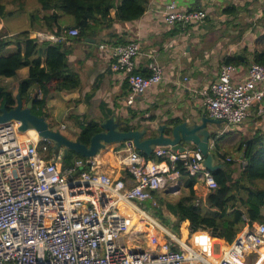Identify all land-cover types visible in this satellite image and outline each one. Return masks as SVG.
Listing matches in <instances>:
<instances>
[{"label":"built area","instance_id":"obj_1","mask_svg":"<svg viewBox=\"0 0 264 264\" xmlns=\"http://www.w3.org/2000/svg\"><path fill=\"white\" fill-rule=\"evenodd\" d=\"M166 22L200 23L203 9L181 10L175 0L164 10ZM78 28L61 35L38 33L39 40L62 41L77 36ZM42 38V39H40ZM113 68L131 74L132 104L135 97L163 79L164 68L155 58L151 74L138 72L137 42L119 43L110 49ZM238 65L223 64L217 77L203 88V106L212 118L226 125L222 133L244 124L253 114L264 116V65L253 58L242 72ZM41 99L42 90L35 95ZM20 123H0V264H196L200 254L175 236L156 248L140 251L121 239L134 224L132 215L154 220L145 202H156L154 192L162 189L168 177L177 178L182 169L200 176L208 189L217 187L213 172L207 169L197 149L183 152L157 147L153 154L161 162L139 152L133 141L116 150L119 166L133 183L101 170L94 156L76 159L60 167L47 162L39 152L42 141L32 131L21 133ZM65 127V126H63ZM51 144L50 141H46ZM214 147L210 143V148ZM231 160L230 156L226 158ZM245 165L243 158H239ZM182 163V167L179 166ZM126 204L132 214L121 212ZM227 242V241H226ZM264 264V222L247 223L233 242L225 244L214 264ZM212 264V263H209Z\"/></svg>","mask_w":264,"mask_h":264},{"label":"crops","instance_id":"obj_2","mask_svg":"<svg viewBox=\"0 0 264 264\" xmlns=\"http://www.w3.org/2000/svg\"><path fill=\"white\" fill-rule=\"evenodd\" d=\"M171 1L173 0H150L147 10L139 19L117 22L113 28L105 29L98 36H89L96 38L94 43L85 40L66 42L71 47L69 65L79 74L81 84L76 89L56 91L47 96L44 112L51 128L59 129L68 138L76 140L80 131L79 123L86 124L89 120L100 123L113 113L122 121L129 122L128 125L137 128L144 127V122L139 121L142 118L148 119L153 128L189 117L199 119L201 114H208L203 106V88L217 77L225 59L238 55L243 60H251L254 59L255 50L264 49L261 46V41L264 40V0H175L181 10L203 9L207 16L200 23L176 22L170 25L166 22L164 10ZM232 6L237 7L236 14L224 11ZM252 9L257 11H251ZM256 15L261 20L258 26L254 22ZM64 18L67 22L70 21V18L63 17V20ZM243 19L249 26L253 21L258 28L252 30L250 27V30L261 35L258 38V33L254 35L248 31L251 36L247 38L251 40L252 46L239 43V35L235 34L237 28L234 25H238ZM215 21H219L221 26L216 27ZM42 24V21L34 23L33 27L30 24L31 37H35L37 31L45 30ZM0 28L10 35L19 33L11 31L5 25H0ZM131 42L139 44L137 64L140 72L151 74L148 66L153 58L164 68L162 81L135 97L132 104L128 102L131 97V74L115 71L110 52L115 44ZM239 44L243 47L242 50L238 49ZM18 48V44L8 45L0 51V55L15 53ZM238 66L242 68L241 73L245 72L246 63ZM28 74L29 68L23 67L13 77L0 78V86L12 90L17 96L19 83ZM38 90L35 88L31 92V98ZM24 104L31 106L25 102ZM131 110L137 115L133 116ZM254 120H261V127L264 128V116L253 112L244 124L231 131L238 133L237 139H241L248 130L254 128ZM192 148L194 147L188 149ZM116 150L117 146H110L95 157L100 162L101 170L116 177L122 175L130 185L133 180L119 166ZM191 183L192 186L189 187ZM191 188L202 200L206 199L210 191L200 176L182 172L177 178L168 177L165 186L157 191L156 198H159L156 202L144 203L156 219L141 220L137 215H132L134 224L121 241L136 250L145 251L154 249L164 240L175 236L180 242L184 241L182 244L200 254L199 260L202 261L196 264L216 263L227 244L226 240L213 237L202 230L191 234L187 220L180 224V232L176 233L177 218L163 201H178L182 196L188 195ZM120 210L124 214H132L131 208L126 204L121 205ZM205 235L209 240L203 243L200 238ZM254 261L251 256L245 259L246 264H253Z\"/></svg>","mask_w":264,"mask_h":264},{"label":"trees","instance_id":"obj_3","mask_svg":"<svg viewBox=\"0 0 264 264\" xmlns=\"http://www.w3.org/2000/svg\"><path fill=\"white\" fill-rule=\"evenodd\" d=\"M150 0H37L39 7L30 13L31 26L42 21L44 32L47 34L61 35L64 30L78 28L77 36H69L62 41L39 40L31 37V28L21 31L16 35H10L0 31V51L11 44H18L15 53L0 55V78L13 77L19 69L29 68V74L20 81L18 93L21 99L31 105L32 111L45 116L47 96L56 91L72 90L80 86V76L73 71L69 65L68 56L71 47L67 41H83L88 36H98L105 29L113 28L117 22H131L139 19L147 10ZM17 4L18 7L9 9L8 5ZM26 0H0V18H6L19 10H23ZM227 13L236 14L237 7H227ZM63 17L70 18L67 22ZM113 43V42H112ZM23 45V49H22ZM254 59L264 65V49L255 50ZM238 55L227 57L225 64L241 65L246 63ZM140 72V71H138ZM144 75L148 73L140 72ZM41 89L43 97L31 98V92ZM17 96L13 91L3 87L0 93V109L6 106L12 109L16 106ZM133 116L137 113L131 110ZM80 131L78 139L90 144L91 137L101 130L96 120H89L86 124L79 123ZM137 128L135 126L123 125V130ZM225 133V132H224ZM215 134L211 136V149L215 159L219 163H225V169L213 172L217 187L210 189L205 200L199 199L191 188L188 195L182 196L178 201L163 200L169 210L176 216L177 223L175 232H180V224L189 221L190 233L207 231L213 237L225 239L231 243L241 232L247 223L264 222V128L260 127L251 136H243L233 150L237 157L229 155L222 142L225 136ZM121 143L117 149L122 147ZM39 152L51 162L55 159L57 151L52 143L48 144L42 140L39 144ZM227 156L231 160H227ZM86 158L80 154L70 151L66 158L59 161L60 167L74 164L76 159ZM153 159L158 158L153 154ZM239 158L246 162L244 165ZM55 161V160H54ZM182 167V163H179ZM182 172L185 170L182 169ZM239 182V183H238ZM192 186V183L189 187ZM155 199L157 191L154 192Z\"/></svg>","mask_w":264,"mask_h":264},{"label":"water","instance_id":"obj_4","mask_svg":"<svg viewBox=\"0 0 264 264\" xmlns=\"http://www.w3.org/2000/svg\"><path fill=\"white\" fill-rule=\"evenodd\" d=\"M85 41L94 43L96 38L88 36ZM2 90L3 87L0 86V93ZM191 118H185L180 122L163 123L157 128L149 125L150 127L123 130L122 126L127 125L128 122L122 121L113 113L99 123L101 130L95 133L91 137L90 144L86 145L78 138L72 140L61 130L51 128L46 117L35 114L30 106H26L19 93L14 108L7 109L3 106L0 109V123L16 121L20 123L21 133L35 131L41 139L51 141L54 150L57 151L56 155L59 156L61 153L63 159L70 151L86 158L94 157L110 146H118L125 141L132 140L136 149L147 157H151L157 147H169L173 151L180 152L194 147L192 149L199 150L203 155V162L207 169L212 172L225 169L226 164L216 162L210 149L213 132L208 126L210 123H223L222 120L212 118L206 113L201 114L199 119Z\"/></svg>","mask_w":264,"mask_h":264},{"label":"rangeland","instance_id":"obj_5","mask_svg":"<svg viewBox=\"0 0 264 264\" xmlns=\"http://www.w3.org/2000/svg\"><path fill=\"white\" fill-rule=\"evenodd\" d=\"M18 7L17 4H13L11 2V4L8 5V8L9 9H13V8H16ZM39 7V4L37 2V0H26V5L24 7L23 10H19L17 12H15L13 15H8L6 18H0V25H5L6 27H8L11 31H15V32H20V31H26L28 29H30V13L31 12H34L37 8ZM257 11V9H252L251 11ZM252 16H255V15H252ZM257 18L254 19V22L257 24V26L260 24V19L259 17L256 15ZM241 19V18H240ZM251 26L247 25V23L245 22V19H243V21L241 22L240 20V23L238 25H234L235 28H237V31H236V35L238 36L239 35V43L243 44V45H251L252 46V42L249 38V36H251L249 34V30H250V27L252 28V30L258 28L256 25L253 24V21H251ZM215 24H216V27H220L221 24L219 21H215ZM224 24V23H222ZM225 25V24H224ZM198 27V26H196ZM247 28H249L247 30ZM32 30V28H31ZM246 30V31H245ZM0 31L1 32H4V30L2 28H0ZM251 33H253L254 35H256L258 32H255V31H251ZM38 33H42V34H46V32H42V31H37L34 35L36 36ZM16 35V34H14ZM13 35V36H14ZM260 33H258V38L260 37ZM38 37V35H37ZM39 38V37H38ZM247 38V41H244L245 39ZM253 38V37H251ZM42 39V38H40ZM250 41V42H249ZM247 42H249L248 44H246ZM241 44H239V47L238 49L239 50H242L243 47L241 46ZM261 46H264V40L261 41ZM128 121V120H127ZM139 121H143L144 122V126H149V122H148V119H141ZM129 123V122H128ZM253 125H254V128L253 129H250L248 130L244 135L245 137H248V136H251L253 134V132L257 131V129H259L261 127V124H262V121L259 120L258 122L257 121H253L252 122ZM209 128L211 129V131L213 133H217V134H220L222 133L223 129L225 128V124L224 123H220V124H209L208 125ZM257 127V128H256ZM227 133V134H225ZM225 133L223 132V134L221 135H224V137H222V142L224 143L225 147H226V151H228L230 154L229 155H232L233 157H237L236 155V152L233 150V147L235 148L239 142V139H237V135L238 133L236 132H232V131H225ZM242 137V136H241ZM237 139V140H235ZM61 156L58 157V159H60ZM261 187H264V182H262L260 184ZM189 243V242H188ZM217 251V249L215 250Z\"/></svg>","mask_w":264,"mask_h":264},{"label":"bare ground","instance_id":"obj_6","mask_svg":"<svg viewBox=\"0 0 264 264\" xmlns=\"http://www.w3.org/2000/svg\"><path fill=\"white\" fill-rule=\"evenodd\" d=\"M32 132H34L35 134H37L35 131H32ZM239 183V182H238ZM156 221V220H155ZM154 221V222H155ZM159 225V224H158ZM160 226V225H159ZM201 239V241L204 243L205 241H207V240H209V238L205 235V236H203V237H201L200 238ZM183 243H184V241H182ZM185 246H187V245H185ZM188 247V246H187Z\"/></svg>","mask_w":264,"mask_h":264},{"label":"clouds","instance_id":"obj_7","mask_svg":"<svg viewBox=\"0 0 264 264\" xmlns=\"http://www.w3.org/2000/svg\"><path fill=\"white\" fill-rule=\"evenodd\" d=\"M43 140V139H42ZM44 141H47V140H44ZM51 142V141H50Z\"/></svg>","mask_w":264,"mask_h":264}]
</instances>
